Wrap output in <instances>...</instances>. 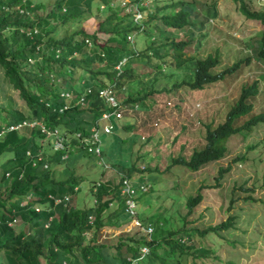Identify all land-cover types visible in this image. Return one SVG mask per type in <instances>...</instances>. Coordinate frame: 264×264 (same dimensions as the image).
Returning a JSON list of instances; mask_svg holds the SVG:
<instances>
[{
	"label": "trees",
	"instance_id": "16d2710c",
	"mask_svg": "<svg viewBox=\"0 0 264 264\" xmlns=\"http://www.w3.org/2000/svg\"><path fill=\"white\" fill-rule=\"evenodd\" d=\"M93 1L96 9L94 16L103 15L97 23V30L89 34L80 29L72 34L64 33L62 37H54L52 33L50 35V31H55L57 24H65L69 19H78L75 20L78 22L81 14L91 8ZM233 2L236 3V10L244 18L254 20L261 26L258 47L256 51L252 49V52L255 59L264 67V8L249 10L243 0ZM119 3V0H54L49 12L40 16L36 14L43 6L40 2L0 0V68L3 81L6 86L17 91L26 108L23 112L14 108L2 110L3 121L0 122V131L4 129L5 131L0 137V155L6 154L9 157L5 158L2 166L0 165V264H115L132 255L136 245L143 242L142 237L128 236L124 234V230L121 232L119 230L120 233L116 235L112 244H108L105 237L101 238L105 241H97L103 227L118 228L125 222L126 217L123 216L125 198L119 195L117 184L111 185L108 181L101 183L89 181L93 202L83 209L76 206L67 207L63 205L65 203L63 200L53 205L52 200L47 197L51 195L62 199L63 194H74L79 186L77 184L84 179L72 174V165L82 156L91 161L97 159L93 153L87 152L78 144L73 134L80 132L85 135L90 125L105 110L106 106L97 96L98 90L104 87V79L108 83L106 85H113L120 90L121 81L126 85L128 82L126 76L133 73L136 64L148 66L155 64L168 68L173 62L175 69L172 71H176L178 75L171 72L172 77L166 78V81H171L169 86L164 82L159 89H155L156 92L150 90L143 94L138 89L135 90L132 85L134 80L128 83L127 92L133 93L127 95L125 103H128L134 112L136 109H133L132 104L139 102L144 105L143 101L147 96L152 99L155 93H161L168 101L173 98L177 89H202L206 84L221 80L225 73L235 71L240 65H247L251 59V56H244L243 60L215 72L214 68L219 63L216 52L204 58L181 57L185 42H182V39L174 40L173 37H162L160 31L158 32L160 27L155 33L156 41H151L146 48L139 51L131 50L127 47L130 40L126 39L127 36L134 37V32L128 27L131 15L130 12L124 13ZM177 3L181 2L163 6L159 15V10H155L148 15L149 19L154 21L155 17V25H161L163 28L185 29L186 12L181 9L171 11ZM125 6H128V3ZM120 13L123 15L119 16ZM147 24L143 30L140 28V33L145 37H148L147 34L149 30L151 31ZM34 28L37 29L36 32H33ZM28 30L30 34L26 33ZM41 32L46 38L43 39ZM97 32L104 37L99 38ZM76 34L80 36L79 39L73 38ZM76 54L78 56H75ZM122 57H126L127 62L116 75L114 66ZM184 67L187 72H184ZM86 86L89 92L84 94L85 104L75 105L74 99ZM257 90L255 81L241 85L238 98L220 123L213 125L199 120L202 126L200 128L198 126L197 129H203L201 136L203 144L192 148L187 156H184L181 150L170 152V155L169 150V164L195 171L225 154L224 142L228 136L237 133L245 135L255 129L258 123L264 122V111L251 113L250 99H253ZM60 91L71 92L74 99L60 100ZM45 103L48 104L47 107ZM64 105L66 108L62 109ZM130 116L131 113L126 116L130 122L124 125L120 123L114 127L117 128L115 133H118L114 134L108 143L116 144L124 138L126 144L131 139L133 142L136 133L134 128L137 129L140 123L145 126L147 120L137 121L134 118L130 119ZM24 119L37 120L45 127L57 129L63 146L67 148V144L73 145L74 152H68L66 159L62 160L60 155L63 151L48 154V149L44 150V144L49 137L40 133L38 129H31L28 136L20 135L17 129L6 130L8 126L19 124ZM141 133L138 134L140 140L138 145L147 139L144 136L141 138ZM39 148L43 150L42 156L40 160L35 159L34 165H31ZM100 152V160L104 162L105 145ZM149 153L151 151L147 150L140 157L148 156ZM45 159L53 163H64V168L71 171L64 172L66 174L54 179L52 170L49 171L44 162ZM6 161H9V165ZM118 168L126 171V175L133 170L138 174L142 172L129 163L121 162ZM225 169H228V166L224 169L219 168V175ZM115 170L113 171L117 172ZM244 189L249 191L247 188ZM201 198L199 191L194 196L185 198L184 218L190 215ZM24 200L26 205L20 208L18 203ZM110 201L117 203V206L107 216L102 217L101 214L107 209V203ZM32 205L40 209L34 210ZM13 217L20 218L23 223V228L17 233L8 225ZM48 218H50L48 225L44 226ZM156 221L159 225L153 224L151 240L146 244L150 247L149 260L151 259V262L152 259L157 260L160 264H179L177 256L191 249L197 252L196 255L207 253L205 248L194 246L193 233L203 236L207 230L215 232L233 225V218L229 216L214 226H208L207 230L189 229L183 225L180 228L181 232L175 228L164 232L165 224L158 219Z\"/></svg>",
	"mask_w": 264,
	"mask_h": 264
},
{
	"label": "rangeland",
	"instance_id": "374dc122",
	"mask_svg": "<svg viewBox=\"0 0 264 264\" xmlns=\"http://www.w3.org/2000/svg\"><path fill=\"white\" fill-rule=\"evenodd\" d=\"M32 1L33 3H42V8L38 9L36 14L44 16L49 12L54 0ZM262 1L264 2V0ZM143 2L145 7L142 8L143 12L141 15L139 14V16L134 17L137 19L134 22L135 24L131 19L128 20V27L134 32L132 43L127 44L128 48L131 47L130 44H133L132 46L136 51L146 48L151 41H156L155 33H157V29L160 27L158 32L160 31L162 37H173L172 39L174 40L182 39V42H185L181 53V57L184 58L188 56L202 58L205 54L213 52L214 48L221 46L223 59L220 60L221 66L216 67V72L228 66L230 62H233L235 59L229 60L232 56L239 55L243 57L246 54L242 51L243 48L251 50L254 46V39L251 38L261 29L258 22L245 21L234 7L236 3L231 0H143ZM172 2H181L175 4L171 11L175 12L181 9L186 12L187 21L193 22V25L190 24L193 32H195L193 36L190 37L178 33L169 27L163 28L161 25H155V17L154 21L149 19L148 15L151 14L149 11L159 10V15L160 11L163 10L162 6ZM245 2H247L249 9L259 8L253 0H245ZM216 4L220 6L225 15L213 17L215 21L214 27L211 23L207 22L211 14L207 13L206 9L209 6V10H211L212 5ZM90 7L89 10L81 14L78 22L75 21L78 19H69L65 24H57L55 31H50V35L52 33L54 37H62L64 33V35L72 34V32L80 29L89 34L97 30V23L99 19L103 18V15L101 16L99 15L100 13H97L99 17L94 16L96 14L94 1ZM117 9L120 10V8ZM122 13L119 16H122ZM222 21L226 22L224 26L225 31L220 28ZM146 23L151 28V31L149 30L147 34L148 37L140 33V27L143 30ZM195 28L204 29L200 31ZM19 31L22 32L20 29ZM36 31L37 29L34 28L33 32ZM26 33L30 34L31 32L28 30ZM131 34L133 33L131 32ZM211 34L217 36L214 38V43H212L213 37ZM41 35L43 39L46 38L43 32H41ZM97 36L99 38H101L100 36L104 37L98 32ZM221 36L224 40L223 43L218 39ZM73 38L79 39L80 36L76 34ZM257 47L258 43H255L254 51H256ZM75 56L78 55L76 54ZM134 68L133 73L130 76H126L128 79L126 85L121 81L120 90L114 88L113 85H106L108 83L105 79H102L103 85H106L105 88L110 93L111 90H115L114 95L110 94L114 104H117L115 106L122 105L123 108L130 106L128 103H125L127 95L133 93V91L131 93L127 92L129 82L134 80L132 85L136 88L135 90L138 89L144 94L150 90L156 92L155 89H159L160 85H163L164 82L169 86L171 81H166V78L172 77L171 72L177 74L176 71H172L175 69L173 62L168 68L163 67V70L161 69L162 66H155V64L151 66L136 64ZM188 69L191 71L190 68ZM185 70L184 67V72H187ZM181 73L183 74V71ZM3 78L2 69L0 68V88L3 86L1 88L3 90H0V122L3 121L2 110H5V108H14L20 112L26 109L17 91L6 86ZM237 84H239L238 80H232L231 82L224 81L222 84L219 81L216 86L212 87L215 93L203 88L188 93L183 88H180V90H183V93L179 94L176 91L177 94H173L172 96L177 103H180L178 96H185L183 101L187 109L185 108L181 111L182 119H180V122L173 119L172 116L174 115H169L170 111L175 107L174 104H170L165 109L166 107L163 102H159L154 107H151L146 100L143 101L144 105L134 102L132 106L138 108H136L137 111L131 116L134 119H138L140 111L143 108L147 113L148 120L150 119L149 122L147 121L145 126L140 123L141 125L139 124L137 129L135 127L134 131L136 133H134L133 142H131V139L127 141V144L124 141L126 138L118 140L119 142H116V144H113L114 142L108 143L112 140V136L118 133H115L117 128L113 130V134L109 135H104L99 130V147L102 149L105 145L107 154L103 155L106 167L102 166L101 168L98 166V159L91 161L89 158L87 159V157L82 156L76 160L72 165V174L82 177L84 181L79 182L77 184V186L79 185L77 191L69 195L67 207L76 206L83 209L93 202L89 181L94 180L100 183L108 181L111 185H116L120 177L119 174L126 173V171L119 170L118 168L121 162L122 164H133L137 169H140V166H144L145 169V165L149 164L155 170H146L140 175H138L136 170H133L129 174V177L134 179L144 176L150 182V190L136 198V212L138 217L144 221V224L159 225V222L156 221L158 219L165 224L163 228L164 232L173 228L181 232L180 228L183 225L185 228L203 230L208 226H214L224 221L228 216H232L233 218V225L228 226L224 230L216 232L207 230L203 236L193 233L192 242L194 246L205 248L208 252L196 255L197 252L191 249L177 256L180 260L179 264H264V122L258 123L256 128L250 133L245 135L236 134L228 138L226 141L227 152L221 158L203 165L196 171H189L182 166L169 164L170 152H180L181 150L182 154L187 156L193 147L202 144L199 143L201 142L203 129L198 130L196 128L198 125L199 128L202 126V124L196 123L199 118L201 122L213 125L223 120L225 111L227 113V109L237 99L239 93ZM158 97L160 101H163L166 96L164 94L160 96L159 94ZM257 103L258 101L254 100V104L256 105ZM198 104L197 108L195 105ZM255 109L256 112L264 111V104L262 107L256 105ZM163 110L168 112L164 111L163 113ZM124 119L128 120L126 117H123V119L112 118L111 122L115 126H118L120 123L124 125ZM24 123L22 126L29 128V130L23 127L17 128L20 135L28 136L32 131L30 129L41 128L42 126L45 128L43 124L33 122V120L25 119ZM102 124L103 121H99V126ZM140 132L147 139L146 142H141L138 145L140 143L138 137ZM117 138L119 139L120 137ZM181 145L182 148H180ZM48 146L45 143L44 150L48 149L47 152L50 154L53 151L51 150L52 148H47ZM67 150L72 153L74 152V147L67 144ZM147 150H150L151 153L141 158L140 155ZM7 156L9 157L6 154L0 155L1 166ZM155 156H157L156 159H154ZM147 160H149L148 164ZM44 162L47 164L49 171L52 170V177L54 179H58L63 174H66L64 172L71 171L64 168V163H53L46 159ZM7 165H9V161ZM227 166L228 169L223 170L219 175L218 169H224ZM244 188H249V191H244ZM198 191L202 197L200 202L193 207L190 215L184 218L183 216L186 213V208L184 207L185 198L187 196H194ZM24 203L25 200L22 201V204ZM114 204L112 203L110 208H114ZM52 218L54 219V217ZM128 222L129 219L127 217L125 224L118 228L103 227L97 241L100 242L101 238L105 237V240H108V244H112L117 237L116 235L122 230H124V234L128 236L133 235L134 238L142 236L140 228L130 226ZM21 228H23V223L16 218L12 231L17 233ZM105 240L103 239L102 241ZM156 251H158V247ZM150 260L147 254L138 264H160L157 260L152 259V262Z\"/></svg>",
	"mask_w": 264,
	"mask_h": 264
},
{
	"label": "clouds",
	"instance_id": "9594fccd",
	"mask_svg": "<svg viewBox=\"0 0 264 264\" xmlns=\"http://www.w3.org/2000/svg\"><path fill=\"white\" fill-rule=\"evenodd\" d=\"M231 1H233V0H231ZM244 1V3L246 4V7H247V9H249L248 8V5H247V2H245V0H243ZM254 1V3L256 4V5H258L259 6V8L258 9H249V10H260L261 8H264V2L262 1V0H253ZM119 7H123L122 9H123V12L124 13H129L130 12V15H131V19H132V21L133 22H136L137 21V19H135L134 17H136V16H139V14L141 15L142 14V12H143V10H142V8L143 7H145V4H144V2H143V0L142 1H136V0H119ZM126 3H128V6H125V4ZM122 4V5H121ZM217 4H218V2H217ZM212 5V9L211 10H209V6H208V8L206 9V12L207 13H210L211 15H210V17H209V19L207 20V22H209V23H211V25L212 26H214L215 27V21H214V18L213 17H218V16H220V15H225V13L223 12V10L222 9H220V6L219 5ZM163 7V6H162ZM234 7H235V9H236V4L234 5ZM127 11V12H126ZM155 10H153L152 12H154ZM213 11V12H212ZM151 11H149V13H152ZM238 12V11H237ZM239 14L243 17V15L239 12ZM221 19H222V17H221ZM243 19L245 20V21H254V20H249V19H246V18H244L243 17ZM256 22V21H255ZM225 21H222L221 23H220V28L223 30V31H225V29H224V26H225ZM190 24H192L193 25V22L191 21H187V23H186V28L185 29H183V30H176L178 33H182V34H185V35H187V36H193L194 34H195V32H193V30H192V26H190ZM140 27V26H139ZM141 28V27H140ZM170 28V27H169ZM189 29V30H188ZM196 30H200V31H202L203 29H199V28H195ZM175 30V29H174ZM259 32H260V29H259V31H258V33L257 34H255L254 36H253V38H251V39H254V46L252 47V49H254V47H255V43H258V39H259ZM212 35V37H213V40H212V43H214L215 41H214V38H216L217 36L216 35H214V34H211ZM223 35H224V33H223ZM222 35V36H223ZM222 36L221 37H219L218 39H220L221 40V43H223L224 42V40H223V38H222ZM134 38V37H133ZM126 39L127 40H130L129 42H131L132 43V37H130V36H127L126 37ZM205 39V38H204ZM129 45V44H128ZM131 45V47H130V49L131 50H135L134 48H132V44H130ZM252 49L250 50V49H244L243 48V52H245L246 54L244 55V56H251V59H250V61H249V63L247 64V65H240L235 71H233V72H230V73H225V75L223 76V78L221 79V80H218V81H215V82H212V83H209V84H206L204 87H203V89H207V90H210L211 92H213V93H215L213 90H212V87H214V86H216L217 84H218V82L219 81H221V84L224 82V81H229V82H231L232 80H238L239 81V84H237V87H238V92L240 93V86L241 85H243V84H247V83H251V82H253V81H255L256 83H257V86H258V90H257V93L253 96V99H250V102L252 103V109H251V113H257L256 112V105H258V107H262L263 106V104H264V67L261 65V63H259L256 59H255V57H254V54H253V52H252ZM214 52H216V55L218 56V61H219V63H218V65L216 66V67H218V66H221V63H220V60H222L223 58H222V54H223V51H221V46H219V47H216V48H214V50H213V52H211V53H207V54H205V56L206 55H208V54H213ZM204 56V57H205ZM243 56V57H244ZM204 57H202V58H204ZM243 57H240L239 55L238 56H236V55H234V56H232V58L231 59H229V60H233V59H235L233 62H230L229 63V65L228 66H231L233 63H235V62H237L238 60H243ZM127 62V58L126 57H122L117 63H116V65L114 66V68H116V75L119 73V72H121V70H122V67L124 66V64ZM251 65H255L256 67H257V69L255 70V71H252L251 69H249V70H246L245 68H247V67H250ZM228 66H226V67H228ZM163 67H165V66H162V70H163ZM216 67L214 68V71L216 72ZM226 67H224V68H226ZM223 68V69H224ZM223 69H221V70H223ZM220 70V71H221ZM217 72H219V71H217ZM105 86L106 85H104V87H102L101 89H107V88H105ZM262 87H263V89H262ZM100 90V89H99ZM99 90H98V92H99ZM194 90H199V89H194ZM194 90H188V89H186L185 91L186 92H188V93H191L192 91H194ZM184 91V92H185ZM89 92V88L86 86L84 89H82L81 91H80V94L76 97V99H74L73 98V94L71 93V92H68V91H60L59 92V98H60V100H65V101H71V99L73 98L74 99V104L75 105H84L85 104V102H84V99H83V97H84V94H86V93H88ZM98 92H97V96H98V99H100L103 103H104V105L106 106V108H105V110H103L101 113H100V115L97 117V120H95L94 122H93V124L92 125H90V127H89V130L87 131V133L85 134V135H82L80 132H75L74 134H73V137L74 138H76L77 140H78V144H81V146H83L85 149H86V151L87 152H91V153H93L94 155H95V157L99 160L98 161V166H103V167H106V165L104 164V162L102 161L101 162V160H100V157H101V152H100V147H99V140H98V133H99V130H101V132H103L105 135H109V134H113V130H114V127H115V125L111 122V119L112 118H116V119H123V117H126L129 113H131V115L134 113V112H136L137 110H135L134 112H132L131 111V109L129 108L130 106H126V107H124L123 108V106L122 105H119V106H111V105H109L108 103H107V101H105V99L104 98H102V97H100L99 95H98ZM177 92L180 94V93H183V90H180V89H177ZM177 92L175 93V94H177ZM114 93H115V90H111V95H114ZM239 93H238V95H237V98H238V96H239ZM64 94H68L69 96L68 97H65V96H63ZM160 94V96H161V93H155L154 94V97H152V99H150V97L149 96H147L144 100H146V101H148L149 102V104L151 105V107H154L155 105H157L159 102H163V104H164V106L166 107L165 109H167L168 108V106H170V104H174L175 105V107H174V109L173 110H171L170 112V116H172V115H174V116H172L173 117V119H176L177 121H181L180 119H182V115H181V111H183V109H187V107L184 105V98H185V96H178V98H179V101H180V103H177V101L175 100V99H170V100H168L167 101V99H166V97L163 99V101H160V98L158 97V95ZM227 94V93H226ZM80 98L82 99V100H80ZM152 100V101H151ZM236 100V99H235ZM254 100H257L258 101V103L255 105L254 104ZM58 101V100H57ZM196 104V103H195ZM262 104V105H261ZM46 107L48 106V104L47 103H45L44 104ZM195 106H197V108H198V106H199V104L198 105H195ZM231 107V106H230ZM229 107V108H230ZM66 108V106L64 105L63 107H62V109H65ZM136 108H138V107H133V109H136ZM142 108V107H141ZM60 110V109H59ZM229 109H227V111H228ZM164 111H166V110H163V113H164ZM168 111H166V113H167ZM260 112V111H259ZM262 112V111H261ZM114 113H119V116L117 117ZM103 114H106L107 116L106 117H102V115ZM225 114H226V111H225ZM225 114H224V116H225ZM196 118H198L197 116H196ZM224 118V117H223ZM130 119H133V117L132 116H130ZM142 119H145V120H147L148 122H149V120H148V118H147V113L145 112V110L142 108V110L140 111V116H139V118L138 119H136L137 121H139V120H142ZM199 120H200V118L197 120L198 122H196L197 124H200L199 123ZM23 121H25V119L23 120ZM99 121H103V124L101 125V126H99L98 124H99ZM146 121V122H147ZM33 122H38V123H40V124H43L42 122H40V121H37V120H33ZM127 122H130L129 120H125L124 119V123H127ZM21 123V122H20ZM19 123V124H20ZM17 125V124H16ZM16 125H14V126H16ZM44 125V124H43ZM182 125V124H181ZM14 126H8L7 128H6V130H11V129H17V128H11V129H8L9 127H14ZM45 126V125H44ZM103 126H110V130H109V132H104L103 131ZM188 126H191V125H188ZM199 126V125H198ZM198 126H196V128L198 127ZM26 128L27 130H29V128H27V127H25V126H21V128ZM92 127H94L95 129H96V141H92V138H91V134H92V131H91V129H92ZM182 127V126H181ZM193 127H195V126H193ZM19 128V127H18ZM36 129H38L39 130V132L40 133H42V134H45V135H47L48 137H49V139L47 140V143L46 144H48L49 145V147L50 148H52L51 150L52 151H63L62 152V154L60 155V159H66V157H67V153H68V150H67V148L66 147H64L63 146V142H62V138L58 135L59 134V132H58V130L57 129H54V128H48V127H45V129L47 130V132H43V131H41V129L40 128H36ZM31 130V129H30ZM190 130H191V128H190ZM4 131H5V129L4 130H2V133H4ZM90 131V132H89ZM89 132V133H88ZM179 132H180V130H179ZM2 133H0V137H1V135H2ZM250 133V132H249ZM238 135H240V133H237ZM177 135H180V134H177ZM236 134H233V135H230V136H228L227 138H226V140H225V142H224V146H225V153L227 152V146H226V141H227V139L228 138H230L231 136H235ZM181 136V135H180ZM179 137V136H178ZM141 138H143V135L141 136ZM202 138V137H201ZM55 140H57V141H59V142H61V144H62V146L60 147V148H58V147H54V142H55ZM202 143V139H201V142L199 143V144H201ZM203 144V143H202ZM73 146V145H72ZM196 147V146H195ZM247 147H249V146H247ZM180 148H182V145L180 146ZM194 148V147H193ZM95 149H97V151H95ZM42 151L43 150H41V148H39L36 152H35V155H34V159L32 160V162H31V165H34V161H35V159L36 160H40L39 158H41V153H42ZM26 154H27V152H26ZM156 157L157 156H155L154 157V159H156ZM214 162V161H213ZM96 163H97V161H96ZM211 163V162H210ZM148 164V163H147ZM209 164V163H208ZM46 166V165H45ZM45 166H43V167H45ZM179 166V165H178ZM141 168H140V170H142V172L141 173H139L138 175H140V174H142L143 172H145L146 170H150V171H152V170H155V169H153L152 167H150L149 166V164L148 165H145V169H144V166H140ZM46 168V167H45ZM230 168V167H229ZM187 169V168H186ZM198 170V169H197ZM196 171V170H195ZM131 173V172H130ZM129 173V174H130ZM221 173V172H220ZM129 174H127L126 175V173L125 174H119L120 175V177H119V179H118V183H116L117 185H118V191H119V195L120 196H122V198H125V204H124V206H123V216H125L126 217V219H127V217H128V219H129V222H128V224L130 225V226H133V227H138V228H140V230H141V233H142V236H139V237H142V239H143V242L142 243H139L138 245H136V249H135V251L133 252V254L132 255H129V256H127L125 259H124V261L123 262H120V263H115V264H138V262L139 261H141L145 256H147V254H148V256H149V254H150V247H149V245H147L146 244V242H149L150 240H151V234H152V231H153V226L150 224V223H147V224H144V221H142L139 217H138V214H137V212H136V204H137V201H136V198H137V196H139V195H141V194H144V193H146L147 191H149L150 190V188H151V186H149L150 185V182L149 181H147L146 179H145V177L144 176H141V177H137V178H131V177H129ZM6 175H7V173H6ZM264 175V174H263ZM125 181V182H124ZM96 184V183H95ZM77 187H73V189H76ZM248 190H249V188H247ZM243 190H245V189H243ZM69 195H71V194H63V197H61L62 199H60V198H54V196H51V195H47V197L50 199V200H52V202H53V205L54 204H57V203H59L61 200H63L65 203L63 204V205H68V198H69ZM26 198H28V196L26 197ZM64 198H66V199H64ZM26 202V201H25ZM132 203V211H133V213L132 214H130L127 210H126V208H127V206H128V204L129 203ZM112 203H115L114 201H110V202H108L107 203V209H105L104 211H103V213L101 214V216L102 217H105V216H107L112 210H114V208L117 206V203H115L114 204V208H110V205L112 204ZM24 205H26L25 203L24 204H22V201L20 202V203H18V206L20 207V208H23V206ZM32 208L34 209V210H39L40 208L38 207V206H36V205H32ZM229 217V216H228ZM232 217V216H231ZM16 218H18V217H13L12 219H11V221H9L8 222V225H11V226H13L14 225V222H15V220H16ZM138 218V219H137ZM19 220H20V218H18ZM49 220H50V218H48V220H47V222H45V224H44V226H47L48 225V222H49ZM21 221V220H20ZM124 224H125V222H124ZM123 224V225H124ZM208 228V227H207ZM207 228H205V229H203V230H207ZM193 229H197V228H193ZM139 230V229H138ZM127 231V230H126ZM219 231V230H218ZM211 232H213V231H211ZM216 232V231H215ZM146 237L148 238L147 240H146ZM142 248H144L145 249V251L144 252H142L141 251V249ZM150 257V256H149Z\"/></svg>",
	"mask_w": 264,
	"mask_h": 264
},
{
	"label": "built area",
	"instance_id": "2783aa9c",
	"mask_svg": "<svg viewBox=\"0 0 264 264\" xmlns=\"http://www.w3.org/2000/svg\"><path fill=\"white\" fill-rule=\"evenodd\" d=\"M98 95H99L100 97L104 98L105 101H107V103H108L109 105H111V106H115V105H117V104H114V101L111 99V97H110V92H109L108 89H100L99 92H98ZM63 96L68 97L69 95H68V94H64ZM80 100H82V99L80 98ZM114 114H115L117 117L119 116V113H114ZM106 116H107L106 114H103V115H102V117H106ZM24 124H25L24 121H22L20 124H17V125H16L17 127H16V126H14V127H9L8 129H11V128H18V127H21V126L24 125ZM39 125H40V124H39ZM41 126H42V125H41ZM31 127H32V126H31ZM42 127H43V126H42ZM42 127L40 128L41 131H43V132H47V130H46L44 127H43V128H42ZM109 130H110V126H103V131H104V132H109ZM91 131H92V134H91L92 141H96V129H95L94 127H92ZM61 146H62L61 142L55 140V142H54V147H55V148H56V147L60 148ZM95 151H97V149H95ZM124 182H125V181H124ZM64 199H66V198H64ZM126 210H127L130 214L133 213V211H132V203H131V202L128 204ZM141 251L144 252L145 249L142 248Z\"/></svg>",
	"mask_w": 264,
	"mask_h": 264
},
{
	"label": "crops",
	"instance_id": "0c3cea01",
	"mask_svg": "<svg viewBox=\"0 0 264 264\" xmlns=\"http://www.w3.org/2000/svg\"><path fill=\"white\" fill-rule=\"evenodd\" d=\"M246 70H249V69H251L252 71H255L256 69H257V67L255 66V65H251L250 67H247V68H245ZM0 133H2V130L0 131ZM7 158H8V156H7Z\"/></svg>",
	"mask_w": 264,
	"mask_h": 264
}]
</instances>
